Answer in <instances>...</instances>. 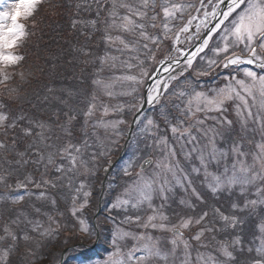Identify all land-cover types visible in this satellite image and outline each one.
<instances>
[{
  "label": "trees",
  "instance_id": "16d2710c",
  "mask_svg": "<svg viewBox=\"0 0 264 264\" xmlns=\"http://www.w3.org/2000/svg\"><path fill=\"white\" fill-rule=\"evenodd\" d=\"M114 2L117 5L123 3L122 1L117 3L116 0H99L101 7L98 9L96 0H42L33 17L22 21L27 25L28 35L15 51L24 59L5 69L10 79L4 80L3 76H0V112L8 117L5 121L6 125L16 121L15 127L7 128L6 135L5 129L0 127V141L7 145L6 149H0V178H2L0 179V195L9 198L7 202L0 200V237L3 239L7 237L8 246H10L0 254V264H58L61 252L66 247L78 242L86 244L93 242L95 233L90 225V218L95 210L100 189L98 185L103 176L100 170L110 160V156L119 150L123 133L125 134L132 113L140 101V95L138 96L137 93L140 84L135 83L132 90L134 92L126 95L115 93V89L119 88L117 81L108 80L119 79L121 73L125 76L132 74L144 79L155 64L172 50V48L166 50L168 45L160 29L161 20H166L162 5H167L173 13L167 19L171 21L174 28L189 25L193 16L204 8L201 7V0H148L146 8L143 0H126L133 9L142 8L145 11L146 16L139 17L136 22L144 24V31L159 39L156 43L143 40L139 37V29H137L135 33L129 32L135 36L136 41L132 42V38H126L128 48L123 49L111 40L107 44L105 38L100 36L106 24H113L110 12L113 10L117 12L119 8H122L117 6L113 9ZM208 2L209 0H203L204 6ZM172 5L183 7L173 9ZM152 17L156 19L153 20ZM120 20L122 21V18ZM73 21L76 22L75 26ZM93 21L96 23L93 24ZM116 22H119L117 18ZM144 44L148 47L145 48ZM104 53L115 58L118 63L104 68L100 63ZM207 64V62L199 61L196 64L184 62L175 67L167 80L164 95L152 103V108L147 113L153 117L152 131L156 138L170 144L179 154L186 157L183 163L179 160H171L174 164L179 163L182 171L184 169L186 171L190 165H201L200 161H194V156L188 152V149L194 140L201 142L199 136L202 134V128L210 123V119L204 116L205 112L196 111L193 107L192 115L186 116L184 113L188 111V94L194 88L191 84L197 87L199 83L194 74L208 71L212 65ZM27 71H32L34 74L29 75L28 80L24 78ZM38 74H42V80L38 79ZM101 80H105V90H102ZM216 83L219 84L220 79ZM113 87V90L110 89ZM35 90L38 93L35 94ZM71 91L83 93L82 99L86 95L95 102L96 108L120 110V120L116 127L113 129H102L101 126L87 127L81 114L82 102L76 112L79 116L78 120L67 122L65 113H72L78 108L73 109L72 105L75 102L80 103L76 96L72 94L69 96ZM107 91L113 93L110 94ZM61 100L66 103H61ZM110 115H107V119ZM198 121H203V124ZM36 122L47 125L43 130L47 140L43 142L35 135L41 132V129L36 127ZM173 126L179 129L177 133L171 131ZM26 127L34 128V134L26 136L24 133ZM184 128H189L191 137L195 139L187 134L181 136ZM225 128L233 129L227 125ZM62 140H64L63 143ZM69 142L80 147L87 145L83 147L85 150L82 152V159L86 161L87 170L85 167H80L78 171L69 172L64 176L67 178L64 181V177L59 178L61 173L56 171V167L61 163L68 167L69 163L66 158L61 159L57 150L68 148ZM216 142L222 150L220 141L217 139ZM47 145L52 147L49 148ZM36 149L42 151L45 157L43 161H40ZM49 152L54 154L53 164L47 161ZM20 153H24L23 157ZM155 154L160 156L157 152ZM93 156H95L94 159ZM233 160L236 158L228 155L226 162L218 160L205 169L212 173H219L220 169L228 167ZM244 161L245 165H250L251 156H244ZM22 167L23 171L20 170ZM29 175L39 180H34L28 177ZM116 175L118 174L112 171V177L119 180L115 177ZM69 178H71V185ZM44 181H51L56 186L53 187L51 183L44 184ZM81 183L84 187L77 192L76 189L80 188ZM36 184L41 186L37 187ZM188 185L190 187V184ZM199 187L207 193L209 204L207 208L211 215L215 216V218H207V222L212 221L210 222L212 227L220 225V235L230 234L233 228L225 225L219 213L238 217L241 222L237 226H251L264 217V203L258 202L255 206L248 203L251 200L264 199L255 192V185H235L231 188L235 190L234 192L228 194L220 192V198L212 193L213 191L204 181L199 183ZM29 188H36L49 197L48 202L51 206L48 215L42 218L39 212V219L42 220L44 227L33 223L28 218V215L36 214V211L34 212L31 208L32 205H29L32 202L27 198L28 193L34 191H27ZM113 190L106 194L111 195ZM85 192L89 194L87 197L84 196ZM20 195L23 199H11V196L19 197ZM73 196L77 197L75 202ZM236 196L237 201L234 204L231 199ZM85 199L87 204L77 213V216L86 221L88 232L80 230L77 217L72 215L74 206L79 208ZM160 204H162L161 201ZM233 205L236 207L234 208ZM55 218L61 222L58 223ZM144 223L149 222L145 220ZM5 226L17 235V240L14 241L4 232ZM107 226L98 221L100 236L95 249L90 251H85L82 247L68 249L61 264H79L80 260L104 257L106 250L111 249L112 246L105 238L104 233L109 227ZM42 227L43 230L40 232ZM34 228L37 230L33 231ZM41 233L44 234L41 235ZM26 234L31 237L28 241L23 239ZM29 247L37 254L35 259L26 256L25 250Z\"/></svg>",
  "mask_w": 264,
  "mask_h": 264
},
{
  "label": "snow or ice",
  "instance_id": "6c2138e0",
  "mask_svg": "<svg viewBox=\"0 0 264 264\" xmlns=\"http://www.w3.org/2000/svg\"><path fill=\"white\" fill-rule=\"evenodd\" d=\"M42 0H11V7L8 8L7 6V0H0V6H3L7 10H0V76H3L4 80L10 79L8 74L5 72L6 67H11L16 64H18L20 61L24 59V57L20 54H18L15 50L19 48L25 38L28 35L27 32V25L26 23L22 21H27L33 15L35 14L38 6ZM144 7H148V0H143ZM97 8L99 9L101 5L99 4V0H96ZM226 4V10L222 8L223 5ZM209 5H212V0H209ZM117 6L119 7H127L129 8V11H132L131 5H127L124 3H120L117 5L115 2L113 3V9H115ZM173 9H178L183 7L182 5H172ZM201 7H204L203 0H201ZM162 11L164 13L165 19H167L169 16L173 15L172 12H170L169 7L167 5H162ZM137 17H143L145 15L144 12H135L134 13ZM99 15V12H98ZM205 15L207 16L208 13L206 12ZM110 16L113 18V26H116V17L117 13L113 10L110 12ZM212 16L213 19L217 20L215 26L210 30L211 32H217V30H220L221 38L224 41L223 48H217L215 49L217 56L223 55V64L224 67L227 68L230 65L240 66V65H246V64H255L261 69H264V0H216V4L212 6ZM153 20L156 19V17H152ZM123 23L119 25L124 31L135 33L137 29H139V37L143 40H150L153 43H156L159 39L156 36H151L147 34L144 31V24L137 23L136 21L131 19V16L126 15L122 17ZM75 21H73V25L75 26ZM93 24L96 23V21L92 22ZM165 30H167L168 25L164 24ZM183 31H187V28L185 27ZM209 33V35H210ZM167 32H165V35ZM110 39V37H109ZM119 39V37H118ZM121 43H125L123 40H121ZM208 44V40H204V45ZM127 47L128 45L125 44ZM144 47L147 48L148 45L144 44ZM202 50V49H200ZM215 62V61H214ZM188 63L191 64V58H189ZM23 75V74H21ZM244 75L245 77L251 78V85H248L245 83L244 80L236 79L235 77H230V79H236V83L241 86V90L245 92L248 96L252 97L253 104H255V95L253 93V89L257 88L261 97V108H264V75L258 76L257 73L245 68L244 69ZM165 89L167 88V85H164ZM153 89H149V94L147 97L148 104H152L154 101V96L152 95ZM235 93L236 96L240 97L241 100L244 102V107L248 112V117L252 118L254 122H258L261 126L260 130L262 133H264V117H261L258 113L256 115L253 114L251 111L252 105H249L248 100L245 99L244 96L240 95V92L236 90V88L232 86H227L223 89H220L216 96L212 97L211 99H208L207 97H204L201 93H196V96L194 97L195 103H196V111H204L207 109L208 111H222L223 106L226 101L233 99V94ZM71 93H69V96ZM159 93H157L158 98ZM61 103H66V101L61 100ZM192 100L189 101L188 111L184 114L192 115ZM91 112V106L89 107V113ZM66 116H68L69 123L75 119V116L69 113H65ZM8 117L0 113V127H3L5 129V135L7 134V128L8 127H15L16 121L14 120L11 124H5V121H7ZM154 122L149 119L148 125H152ZM198 123L203 124V121H198ZM221 126L224 124L231 125L232 121L230 120H223L219 121ZM36 127L41 129V132L35 133V135L40 139V141L47 140V137L43 134V130L47 127L43 122H36ZM171 131L173 133H177L179 129L176 126H173ZM211 132L213 137L219 134V132L216 129L209 128L205 130V135H208V133ZM24 133L26 136H31L34 134V128L32 127H26L24 129ZM184 134H187L189 137H191V132L189 128H184L183 132H181V136ZM192 139H195L194 137H191ZM264 139V137H262ZM47 147H52L51 145H47ZM87 147V145H85ZM241 145L233 142V153L237 154V157L240 155H243L244 153L241 150ZM7 145L0 141V149H6ZM257 148L259 149L257 153V159L260 160L262 166H264V143L258 144ZM74 150V153H73ZM58 154L61 156V159L67 158L69 166L65 167L63 163H61L58 167H56V171L58 173H61V177H64L69 172H75L78 171L80 167H85L87 170L86 161L82 159L81 156V148L80 146L70 145L68 148H62L58 149ZM195 151V148L193 149ZM36 154L40 156V161H43L45 159L42 151L40 149H36ZM21 157H23L24 153H20ZM217 149L215 147V144L212 143L211 151L208 152L207 157L205 156L204 150H201V163L207 165L208 159L215 160L217 159ZM219 155H225L224 153H219ZM95 156H93V159ZM47 161L49 164L54 163V154L52 152H49ZM129 162V165L130 166ZM143 167V165L141 166ZM167 171H172V165L170 164H164L162 166ZM58 178V179H59ZM2 179V178H0ZM262 179L264 180V177H261L259 172H256L251 166H244L242 164L240 168V174H237L235 170V165H233V172L229 175H215L213 176L212 184L210 185L212 187L213 191H216L220 187H231L233 185H248L252 184L255 180ZM44 184L51 183L53 187L56 185L52 183L51 181H44ZM154 181L143 179L140 184H137L133 188L134 193H138L141 197V200H150V192L152 190ZM69 184L71 185V178H69ZM37 187H40V184H36ZM84 185L81 183L80 188H77L76 191L80 192L81 189H83ZM163 190V186H162ZM258 193L264 197V188H258ZM89 194L87 192L84 193V196L87 197ZM45 193H40V197H44ZM14 200H20L23 199L22 196L13 198ZM77 199L76 196H73V201L75 202ZM264 203V199L262 200H251L248 203L255 206L257 203ZM55 203V201H53ZM129 203V200H118L113 207H121L122 205H127ZM87 204V200L85 199L82 204H80L79 208H76L74 206L72 215L76 216L80 225V230L84 232H88V226L86 224V221L84 219H81L79 216H77V213L83 209V207ZM136 204H132V207H136ZM247 206V204H246ZM235 208L236 205H233ZM40 209H37V212H39ZM219 213V209L216 210ZM221 219L225 222L226 226L235 227L238 223L241 221L236 216H228L224 215L223 213H219ZM207 213H204L199 219L196 220L197 224H200L201 221L204 220V218L207 216ZM51 220V217H49ZM139 219V217H137ZM153 217H149V220L151 221ZM189 221H185L182 225L183 227L188 226ZM153 227H156L155 224L152 225ZM163 227V225H161ZM37 229L34 228L33 231H36ZM211 231L212 229H208ZM260 245L256 248L257 255L255 257H249L247 264H264V223L260 225ZM4 232L11 236V238L15 241L18 239L17 235L14 234L9 230L8 226L4 227ZM44 233H41L43 235ZM173 234L176 236H179L180 233L178 231L173 230ZM203 234V230L201 233L197 234L194 239L199 240L201 235ZM121 238L119 233L114 234L113 236V245L117 244V240ZM0 239H3V237H0ZM23 239L25 241H28L31 239L29 235H24ZM149 241H151V237L147 238ZM172 243L175 245L176 241L173 240ZM241 241L239 239H236L231 242V244L225 243L222 245V252L225 257H228L230 260H235L233 257V252L229 250L230 247H233L236 244H240ZM185 247L187 248V244L185 243ZM26 256L32 257L33 259L36 258V253L29 247L26 250ZM115 251L119 253L121 249L119 247L115 248ZM138 251H141V249H134L133 251H130L127 254V261L135 262V264H140L142 261H146L149 258L157 257L160 259H167V254L162 253L161 250L156 246L155 243H145L142 246V252L143 254L137 255L136 253Z\"/></svg>",
  "mask_w": 264,
  "mask_h": 264
},
{
  "label": "rangeland",
  "instance_id": "374dc122",
  "mask_svg": "<svg viewBox=\"0 0 264 264\" xmlns=\"http://www.w3.org/2000/svg\"><path fill=\"white\" fill-rule=\"evenodd\" d=\"M121 1L124 4L129 5L126 2V0H120V1L116 0L117 3H120ZM7 6H8V8L11 7V0H7ZM0 10H7V9H5L3 6H0ZM135 12H144L145 13V11L142 8H137V9L132 8V11L130 12L129 8L122 7V8H119L117 10V12H116L117 17L116 18L119 20V22L121 24L123 23V21H121L120 19L126 15L131 16L132 20L137 21L139 17H137L134 14ZM207 13H208L207 16L204 15L198 19V21L196 22V26H200V25L204 24V28L206 27V25L209 23V21L213 17L212 16V9ZM144 16H146V13ZM119 22H116V26H113V24H110L107 26L109 35L112 34V32L110 31L112 28H120ZM165 23L168 25L167 30H165V28H164ZM160 29H161V33L164 35V37L166 39L165 43L168 45L166 50L169 48L175 47L176 43H178V42L188 41L189 39L192 40L193 35L196 34V32H195L196 29L191 30V33H194V34H191V33L186 34L183 31L184 28H181V27L180 28H174L173 24L168 19H166L164 21L161 20V28ZM165 32H167L166 35H165ZM205 39L208 40L207 45H204ZM199 45L200 46H199L197 52L195 53V55L191 59L194 60L196 58V56L199 54V55H201L200 58H201L202 62H208L207 65H209L211 62H214V59H216L218 57L220 59V67H219V69H220V83L217 84L216 83L218 81L217 80L215 83L208 84L205 87L200 85L202 88H199V89L193 88L192 94H195V95H191L192 106L196 107V103L194 100L196 93H201V94H203L204 97L211 99L212 97L216 96L217 92L220 89H223L227 86H232V87L236 88V90L238 92H240L241 96H244L245 99L248 100L249 105H252L251 110L254 113L260 111L259 115L264 114V108H261V106H260L261 105V97H260V94L258 91V86H257V88L253 89V93L255 95V104H253L252 97L248 96L245 92H243L241 90V86L236 83V79H239V80H244L246 84L251 85V83H252L251 78L245 77V75H244V69L245 68L257 73L258 76L264 75V69H261L260 67H258L255 64H246L245 66L240 65V66H244V68L241 70V72L237 71V73L235 72L234 67H236L235 69H237L240 66L230 65L229 67L225 68L224 64H223V55L221 54L220 56H217L216 51H215V49H217L218 47L223 48V46H224V41L221 38L220 30H217V32H211L210 35L208 34L207 36L203 37L202 41L200 42ZM200 49H202V50H200ZM100 59H101L100 63L104 68H107L109 65H114V64L118 63V61L115 58L109 57L105 53H104V56H102ZM133 59L135 60V57H133ZM229 70L230 71L234 70V74L232 76L227 77L225 75V73L228 72ZM116 71H119V70H116ZM214 73L217 74L218 72L215 71ZM29 75L33 76L34 74L32 71H27L24 74V78L26 80H28ZM41 75L42 74H38V76H37L39 80H42ZM230 77H235L236 79H230ZM114 81H117V84L119 86V88L115 89V93H118V94H127V93L131 92L133 90V88L135 87V83H136V80L134 78H128L123 73H121V75H119V79H114ZM191 87H195V85L191 84ZM105 89H106V86L104 83L102 90H105ZM212 89H216V90H212ZM107 92L110 94L113 93L112 91H107ZM34 93L36 94V93H38V91L35 90ZM233 99L237 101L236 107H237L238 111H240L241 113H243V112L248 113L244 107L243 100H241L240 97L236 96L235 93L233 94ZM228 101H226V102H228ZM77 104L78 103L75 102V104L72 105L73 109H75L76 107L79 108L80 105H77ZM91 105H94V103L92 102ZM206 110L207 109H205L204 111H206ZM113 119L114 118H110L109 121H106L107 122L106 124H102V125L107 126V127H112L114 124ZM149 119H151V120L153 119L151 114L150 115L147 114V116L144 120L143 126H142V130L148 134V137H149V135H152L155 138V142L151 143L150 147L145 142H143L141 146H144V147L140 148L138 150V152H132L127 159H125L124 161H122L119 164V168L121 170H126L132 166L133 162L138 161L139 155L142 156L144 154H150L151 152H157L160 155V158H159L158 162L156 163V166L159 167L158 171L152 170L150 172L151 169L150 170H143V171L141 170L140 174H136L133 177L132 176H128L127 178L121 177V179L118 181V183H116L117 186L116 185L113 186L114 190H116V191L113 192V196H112L113 197L112 198L113 204H112V206L118 200H129V203L127 205H122L121 207H119V209L129 210L130 213L132 212L133 217H134L132 219H133V223L135 226H139L140 225L139 223L142 221L141 211L146 209V208H153V207L157 208V207H159L160 201H163L164 203H166L170 206H172V204L174 203L173 206L171 207V210H174L177 207H179V205L177 203H181V204L184 203L185 206H191L192 201L196 200V198H197V196L195 194L191 195V188L188 187L189 186L188 182H187L188 176H187V173L185 172V169L183 168L184 170L182 171V169L179 168L181 165L180 166L175 165L171 161L172 160L171 158L173 157L175 149L172 148V146L170 144H167L166 142L162 141V139L156 138V135L152 131V125H148ZM241 121H242V125L240 127L245 128L246 127L245 119L242 118ZM253 123H258V122L252 121L251 125ZM87 127H89V126H87ZM257 127L261 128L259 123H258ZM209 128H212V125L208 124L202 128L203 130H202L201 137L199 136L201 142L197 143L195 141L194 143H192L190 148L188 149V152L192 156H195L196 160L199 159L198 161H201V159H200L201 150H204L205 156L207 157L208 152L211 151L212 143H214L215 147H216V140L218 139V140H220V142H222L221 145L223 147H222V150L216 147L217 152H218L217 159H215V160L208 159L206 167L204 164L200 165V167L207 169L212 162L215 163L218 160L226 162V158L228 157V155H230V157L236 158V161L234 160V162L232 163L231 172H230L229 176L233 172V165H235L236 172H240V168L244 162V156L247 155V151L243 150L242 152L244 154L237 157V154L233 153L232 148H233V142L234 141L242 146L241 149L244 147L243 144L235 138L234 134L231 131L228 132L226 135H222L223 133H221L217 130L219 132V134L216 135L215 137H213L211 132H209L208 135H205L204 134L205 130H207ZM235 129L238 131V129L236 127H235ZM154 132H156V130H154ZM256 133H262V132H261V130H257ZM203 134L205 135V137H203ZM253 135L254 134L246 135V139L251 138ZM79 138H81V137L79 136ZM240 138H243V137H240ZM63 141L64 140H62V143H63ZM69 144L73 145L72 142H69ZM85 144H86V142H85ZM84 146L85 145L80 147L81 148V156H82V152L85 150V149H83ZM194 148H195V151H193ZM73 153H74V151H73ZM219 153H224L225 155H219ZM141 156H139V157H141ZM66 160L68 161L67 158H66ZM129 162H131L130 166H128ZM118 163L116 164V168L118 166ZM164 164L172 165V171L169 172L166 169H164L162 167ZM20 170L23 171L24 170L23 167ZM196 171L198 172V169H196ZM202 172H205V171H202ZM207 172L209 173L210 178H209V180H207L205 182V184H207L212 190V187L210 185L212 184L213 176L225 175L226 174V168L220 169V172L218 174H213L212 172H210L208 170H207ZM28 177H30L34 180H39L38 178H36L33 175H29ZM261 177H264V175H262ZM143 179H148V180L154 181L153 186H152V190L150 192V197H151L150 200H141V197L139 196V194L134 193L132 191L133 188L137 184H140ZM63 180L66 181L67 178L64 177ZM25 182H27V180ZM72 183H75V182L72 181ZM250 185H255L256 186L255 192H258L257 191L258 188H264V180L257 179ZM162 186H163V190H162ZM236 186H239V184H237ZM228 188L229 187H226V186L224 188L220 187L216 191L212 190L213 191L212 193L216 194V195H219L220 192L228 194L230 192V190L228 191ZM187 189L189 191H187ZM29 190H34V191H31L30 193H28L27 198H28V200H30L32 202V203H29V205H32L31 208L33 209L34 212L36 211V214L35 215H33V214L28 215V218L33 223H35L37 225H41L44 227V224L41 223L42 220L39 219V212H41L42 218H44L48 215L49 207L51 206V204L48 202L49 197L46 195L44 197H40L41 192H39L38 189H36V188L27 189V191H29ZM180 192H182V193H180ZM158 194H163V196H159ZM6 197L7 196L0 195V200L3 202H7L9 200V198H6ZM13 198H15V197L11 196L12 200H14ZM207 200H208V197H207ZM132 204H136L137 206L132 207ZM112 206H109V208L117 210L116 208H113ZM207 206H208V204L205 205L206 209H207ZM37 209H40V211L37 212ZM163 215L165 216V213H163ZM150 216L153 217L154 215L151 214ZM137 217H139V219H137ZM210 217L215 218V216H212V215ZM55 219H57V218H55ZM148 221H150V220L148 219ZM169 221H171V218L169 219ZM57 222L60 223L61 220L57 219ZM43 227L40 229V232H41V230H43ZM165 228H167V227L165 226ZM219 229H220V225H219ZM168 230L170 232L171 227H169ZM190 230L193 232L194 231L197 232V231H199V228L194 224H190ZM169 232L164 231L163 235H157L158 237H156V235H154V232L148 233L145 230H143L142 232H139L136 234L132 230L124 231L122 228L118 227L114 231V234L119 233L121 238H119L117 240L116 245L120 249L125 248L126 249L125 253H121V255L117 254L114 257L112 256L113 254H108L104 258L103 257L94 258L90 261H79V262H80V264H130V262H128L126 259L127 254L130 251H133L134 249H141V251H138L136 253L137 255H141V254H143L142 246L145 243H155L156 246L161 250L162 253L167 254V259L164 260V259H160L157 257H152L146 261L140 262V264H215V262H213L211 260V258L206 257L208 253H205L204 250H201V249L197 250V249L193 248L192 245H195L196 240L193 241L192 239H184L182 237L180 238L179 236H176L174 234L173 235L170 234L172 232H170V233ZM148 237H151V241H149L147 239ZM6 238L0 240V254L4 253L5 248L10 247V246H8L9 243H8V240ZM173 240L176 241L175 245L172 243ZM185 243L187 244V248L185 247ZM259 245H260V239L258 242H254L252 244V249L256 255H257L256 248ZM89 246H91V244H86L83 242H79L78 244H76V248L82 247L85 251L91 250L93 248V247L89 248ZM213 255H215V253H213ZM61 257L62 256L60 255V259H61ZM193 261H196V263H193ZM131 264H135V262H131Z\"/></svg>",
  "mask_w": 264,
  "mask_h": 264
},
{
  "label": "water",
  "instance_id": "95a60500",
  "mask_svg": "<svg viewBox=\"0 0 264 264\" xmlns=\"http://www.w3.org/2000/svg\"><path fill=\"white\" fill-rule=\"evenodd\" d=\"M215 21H216V20H213V22L211 23L210 27H211L212 25H214ZM165 63H167V62H165ZM150 82H151V81H149L148 84H149ZM144 95H146V91H144Z\"/></svg>",
  "mask_w": 264,
  "mask_h": 264
}]
</instances>
